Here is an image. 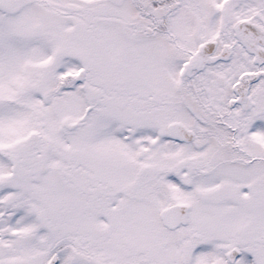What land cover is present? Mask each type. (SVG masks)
<instances>
[{"label":"snow or ice","instance_id":"obj_1","mask_svg":"<svg viewBox=\"0 0 264 264\" xmlns=\"http://www.w3.org/2000/svg\"><path fill=\"white\" fill-rule=\"evenodd\" d=\"M0 264H264V0H0Z\"/></svg>","mask_w":264,"mask_h":264}]
</instances>
